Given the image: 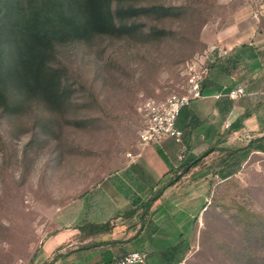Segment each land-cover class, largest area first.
<instances>
[{"label":"rangeland","instance_id":"374dc122","mask_svg":"<svg viewBox=\"0 0 264 264\" xmlns=\"http://www.w3.org/2000/svg\"><path fill=\"white\" fill-rule=\"evenodd\" d=\"M208 2H203L207 20L198 40L192 31L198 19L182 15L168 18L174 30L161 39L105 37L93 46H63L57 61L68 66L71 91L58 114L35 100L12 115L0 108V264H33L47 237L98 218L97 202L107 194L97 185L116 173L137 172L132 158L147 146L139 138L142 100L183 92L195 74H204V91L210 93L224 94L239 84L241 65L218 63L211 69L220 48L217 29L233 22L244 6L258 12L261 0ZM222 135L220 145L207 141L195 150L205 152L200 160L206 169L210 166L205 207L179 210L191 200L186 188L191 182L183 179L147 215V231L156 227L158 238L151 239L144 264H161L159 255L170 252L174 258L168 264H253L242 257L243 245L264 254V151H240L224 162L226 153L214 151L213 145L242 146L250 137L228 128ZM133 220H126L128 228ZM77 237L62 247L72 260L81 245Z\"/></svg>","mask_w":264,"mask_h":264},{"label":"crops","instance_id":"0c3cea01","mask_svg":"<svg viewBox=\"0 0 264 264\" xmlns=\"http://www.w3.org/2000/svg\"><path fill=\"white\" fill-rule=\"evenodd\" d=\"M260 6L258 12L247 6L240 8L237 10L235 20L217 29L216 34L220 48H218L219 51L215 50L217 59L212 63L211 69L218 63L223 67H240L241 65L243 72L238 85H244L246 93L240 98L233 99L226 94L216 96L220 91L210 93L205 90V96L185 106L177 121L178 126L185 132L184 141L187 146L185 158L182 160L178 158L180 145L170 137L161 141L160 148L164 151L165 157L153 144L145 146L132 158V166L137 172L116 173L97 185L99 192L106 193L107 196L98 200L99 216L91 221L101 222L110 219L114 224L112 230L88 238H81L78 227L81 223L71 232L59 230L45 239L35 255L33 264H46L53 259L55 253H58V257L52 264H112L116 258L133 250L144 249L148 254L151 239L158 238L154 234L156 227L147 231L141 218V207L130 216L123 215L122 210L140 206L144 197H147L152 189H156L168 178L183 172L190 159L200 156L195 150L202 144L209 141L220 145L225 138L222 133L227 128L229 130L236 124L232 131L236 135L242 134V137H250V139L264 134V0H261ZM261 19H263L262 26H260ZM243 43L257 46L256 54L235 56L237 50L235 47ZM204 82L207 85V80ZM232 87L235 86L228 89ZM227 120L232 123L228 127ZM217 144L213 146L220 147ZM202 161L199 160L187 169L175 184L168 186L148 214H152L166 197L177 190L183 179L185 182H191L187 184L189 187L186 186L191 200L185 201L184 208L179 210L194 212L197 208H204L205 198L209 193L210 166L206 169L204 165L206 162ZM131 195H134V198L131 199ZM112 212L115 214L111 215ZM130 218L134 219V224L128 228L126 220ZM175 219L172 221L175 222ZM73 235H78L76 239L79 240L78 244H84L89 240H95L99 244L88 248H80L78 245L75 260H72L69 257L71 252L67 254L62 252V247ZM119 246L122 248L119 249ZM159 260L161 264H168L163 254L159 255Z\"/></svg>","mask_w":264,"mask_h":264},{"label":"trees","instance_id":"16d2710c","mask_svg":"<svg viewBox=\"0 0 264 264\" xmlns=\"http://www.w3.org/2000/svg\"><path fill=\"white\" fill-rule=\"evenodd\" d=\"M209 1L0 0V108L4 114L12 115L35 100L53 114H58L71 91L67 84L68 66L57 61L63 46L76 42L93 46L97 44L96 40L105 37L140 41L161 39L174 30L166 24L168 18L182 15L198 19V26L194 25L192 30L194 38L198 40L201 25L207 20V5L203 2L211 3ZM199 7L201 10H198ZM185 29L191 31L189 27ZM235 48L234 55L237 57L254 56L257 46L243 43ZM204 85L205 82L203 90ZM235 127L236 124L229 131ZM212 147L226 153L225 162L240 151L245 155L253 149L264 151V134L249 139L242 146ZM157 148L165 157L164 151ZM204 153L190 159L183 172L152 189L140 206L127 209L123 215L130 216L141 207V218L145 222L151 207L165 189L175 184ZM113 226L109 219L101 222L87 220L78 227L81 238H88L110 231ZM98 244L95 240H89L79 247L88 248ZM247 248L246 245L241 248L244 260L264 264V254H254ZM57 257L58 253H55L46 264H52ZM166 258L170 262L174 258L173 253L170 252Z\"/></svg>","mask_w":264,"mask_h":264},{"label":"built area","instance_id":"2783aa9c","mask_svg":"<svg viewBox=\"0 0 264 264\" xmlns=\"http://www.w3.org/2000/svg\"><path fill=\"white\" fill-rule=\"evenodd\" d=\"M208 67L205 68V71ZM196 74L190 78L188 88L183 92H173L163 98L147 97L141 101L139 112L142 119V127L139 130V138L142 144H155L166 137L173 138L180 145L178 158H185L186 143L184 141V130L177 124L179 115L185 106L190 105L193 100L205 96L203 90V76ZM246 93L244 85H237L228 89L224 94L230 98L237 99ZM223 93H217L221 96ZM230 120L226 126H230ZM147 253L143 250H133L118 257L115 264H139L145 263ZM176 264H185L177 262Z\"/></svg>","mask_w":264,"mask_h":264}]
</instances>
